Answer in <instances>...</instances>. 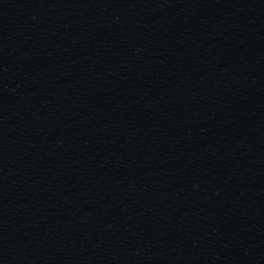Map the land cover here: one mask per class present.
Here are the masks:
<instances>
[{
    "label": "water",
    "instance_id": "95a60500",
    "mask_svg": "<svg viewBox=\"0 0 264 264\" xmlns=\"http://www.w3.org/2000/svg\"><path fill=\"white\" fill-rule=\"evenodd\" d=\"M0 264H264V0H0Z\"/></svg>",
    "mask_w": 264,
    "mask_h": 264
}]
</instances>
